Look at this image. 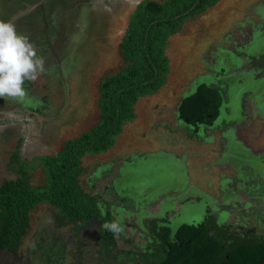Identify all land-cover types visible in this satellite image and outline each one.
Wrapping results in <instances>:
<instances>
[{
    "label": "rangeland",
    "instance_id": "rangeland-1",
    "mask_svg": "<svg viewBox=\"0 0 264 264\" xmlns=\"http://www.w3.org/2000/svg\"><path fill=\"white\" fill-rule=\"evenodd\" d=\"M142 2L145 3V0H108L107 3L97 6L92 30L89 34L83 33L82 43L78 47V50L81 49L74 54V58L68 64L70 65L67 75L68 93L58 72H51L52 77L49 78L47 74L43 75L38 71L35 79L25 82L29 83L30 93L38 96L37 107L43 110L46 104L52 106L53 110L47 108V112L51 111L55 117L47 120L41 131L36 125L34 128L23 125L21 134L23 138L22 136L14 138L9 133L2 135L0 185L5 180H14L18 177L13 171L17 170V167L10 164L12 155L18 149L19 158L27 162L26 169L29 170L34 165L38 166L42 156H53L61 152L67 140L89 132L99 122L100 84L107 76L116 74L125 66L120 54V44L133 17L132 14ZM194 19L185 26L184 33L174 36L171 40L167 52L171 73L167 84L157 94L143 97L138 101L135 107V120L126 124L123 133L109 152L88 155L83 160L84 189L91 194L95 192L109 201H112L114 193L117 192L121 201L119 205L126 206L118 207L117 211L123 218L119 220L115 208L117 206L112 203L110 208L114 211L122 233L116 252L135 249L133 246H137V243H145V238L140 237L141 232L137 227L144 230L143 235L149 230L150 236H153V220L171 219L170 227L173 233L184 224L198 225L206 219L210 220L209 207H213L214 212L218 211L217 200L223 197L221 190L225 192L226 189L231 190L233 182L239 180L235 179L237 176L250 182L246 185L247 190L235 188L237 200L242 204L231 214L223 213L219 221L218 217L216 219L212 216L211 222L220 227L231 222L230 224L237 228L240 226L256 228L260 216L256 217V213L253 212L264 211V199L251 203L249 198L251 192H248L254 186H258L259 181L264 182V161L262 169L259 170L255 159L258 156L264 159V85H259L257 80L262 76L263 64L260 59L263 57L264 60L262 44L264 0H220L205 15ZM242 29H245L248 35L242 36ZM85 30L87 32L90 29ZM251 30L252 42L248 40ZM237 44L242 45L236 48ZM201 85L220 87L224 93V100L221 115L214 122V127L209 131L205 127L202 128L198 139L193 138L192 129L181 122L178 115L175 116V112L180 102L196 93ZM28 100L35 101L33 98ZM42 100L46 104L39 107L41 105L39 101ZM230 108L233 109L232 115L227 111ZM26 128L32 132L30 136H27ZM221 132L223 137L229 139L230 155L228 153L225 156L224 154L222 156V153L220 155L219 151L225 144L221 139ZM212 134H216V142ZM22 142L25 144H20ZM41 142L47 146L40 145ZM234 146L245 151L247 159L243 156L242 161L233 162L231 152L235 151ZM247 149L250 151H246ZM122 162L124 163L120 167ZM233 167L239 169L237 176H235L237 168ZM250 169L257 170L259 176ZM31 173L33 186H46L47 177L43 168L38 166ZM163 196H167L165 200H159ZM188 197L199 199L200 205L194 202H192L194 206L179 205L181 203L179 201ZM243 203L256 206L244 209ZM227 204L234 205V200L231 199L230 203L226 202ZM133 206L143 208L139 213L140 223H137L136 216H127L125 210H131ZM55 214L56 211L47 204L39 205L33 212L31 227L20 253L23 258L16 261V264L110 262L103 258V245L97 240L99 236L97 223L88 229L91 230L90 235L85 230L78 232L77 235V227L74 225L70 226L71 228L59 227ZM160 225L162 224L158 223V226ZM126 238L132 239L136 244L128 245ZM35 243L45 244L37 248L43 252L41 256L45 258L40 257V254L33 257L28 255L29 250L35 249ZM144 245L141 247L145 248ZM84 246L88 247L86 253L83 250ZM51 250L52 259L46 260V254ZM142 250L139 248L135 251ZM125 255L123 256H128ZM128 257L130 260L133 259ZM136 257L139 260L141 253ZM0 264H5L4 258ZM128 264L139 262L129 261Z\"/></svg>",
    "mask_w": 264,
    "mask_h": 264
},
{
    "label": "trees",
    "instance_id": "trees-1",
    "mask_svg": "<svg viewBox=\"0 0 264 264\" xmlns=\"http://www.w3.org/2000/svg\"><path fill=\"white\" fill-rule=\"evenodd\" d=\"M21 1L28 0H18L19 3ZM219 1L145 0V3L143 1L140 4L132 14L133 17L131 16L120 44V54L125 66L116 74L107 76L100 84L99 122L89 132L67 140L61 152L40 158L38 166L45 170L46 186L32 185L31 172L38 166L34 165L29 168L30 171L27 170V162L19 158V149L14 152L10 164L17 167L13 171L18 177L5 180L0 185V263L3 258L5 264H16V261L22 260L20 253L31 227L33 212L42 204H47L56 211L55 220L59 227L76 226L77 235L78 232L88 231L97 223V240L103 245V258L113 264L120 257L123 259L125 254L133 258L131 261H138L139 264L264 263L263 235L253 231L237 234L231 229L232 224L220 227L211 222V219L198 225L184 224L176 233L170 228L169 219L153 220L154 241L148 245L139 260L136 256L140 252L135 251L140 248L138 245L133 246L135 249L116 252L119 237H122L121 230L114 233L105 227L107 224L117 223L115 214L110 209L111 205L101 195L95 192L91 194L82 186L84 158L109 152L126 124L135 120L138 101L157 94L167 84L171 73L167 52L172 38L184 33L190 20L202 17ZM1 4L3 5L2 0L0 7ZM12 15L13 11L9 6L3 5L0 8V20L10 21ZM52 57L50 53L49 59H53ZM223 94L220 87L201 85L196 93L177 106L175 116L178 115L180 121L192 129L193 138L199 136L202 128L209 130L221 115ZM43 111L47 112L44 109L38 110L40 113ZM16 160L21 163L18 164ZM258 183L259 188L253 187L250 191L255 197L264 198V182ZM256 214L264 218V211ZM158 223L162 225L158 226ZM125 241L128 245L134 244L131 239ZM41 246L45 244L35 243V249L29 248L28 255L33 257L40 254V257L45 258L41 256L43 252L37 250ZM51 252L52 250L46 254V260L52 259ZM98 254L100 258L101 252ZM128 256L126 258L129 259Z\"/></svg>",
    "mask_w": 264,
    "mask_h": 264
},
{
    "label": "flooded vegetation",
    "instance_id": "flooded-vegetation-1",
    "mask_svg": "<svg viewBox=\"0 0 264 264\" xmlns=\"http://www.w3.org/2000/svg\"><path fill=\"white\" fill-rule=\"evenodd\" d=\"M2 2H3V5H5V7L9 6L11 8V10L13 11V15L10 19V22L16 27L18 33L26 36L28 38V41L32 42V45H33L34 50L37 54V57L41 58L44 61L45 71L42 74L43 75L47 74V77L51 78L52 77L51 72H58V76L61 79V81L64 82V86L67 89V93H68L69 87L67 84V75H68L69 66H70V65L68 66V64L70 63V61H72V58H74V54H76L81 49L80 48L78 50V47L82 43L83 33L89 34V31L92 30V26L94 25V18H95L94 14L97 13V6L107 3L108 0H28L25 2L21 1L20 3L18 2V0H2ZM40 3H41V5H39L36 9L29 11V10H31L32 7H34ZM3 5L1 4L0 8H3ZM86 28L90 29V30H88L86 32V30H85ZM242 31H243L242 36L248 35L245 32V29H242ZM253 31L255 32V29ZM240 35H241V33H240ZM252 38H253V32L251 30L249 33L248 40L250 39L252 42ZM84 41H85V39H83V42ZM262 44H264V40L262 41ZM241 45L242 44H240V45L237 44L236 48H237V46L240 47ZM50 53L52 54L53 59H49ZM262 58L260 59L261 64H263V65L260 64L262 67L261 68L262 76H260V78L257 79L259 81V85L260 84L264 85V60H262ZM53 68H56V70H54ZM223 74H225V71H223ZM28 85H29V83L24 84V88L27 87V89H25V96L23 98H13V97L0 98V138L2 137V135L4 133L5 134L9 133L14 138H16V137L18 138L19 136L21 137L23 125H30V127H32V128H34L36 125L37 128L39 129V131H41V129H43V125L47 122V120L49 121L51 119H54L55 116H53L51 113V111L53 110L52 106L47 105L46 102L43 100L39 101V103L41 104L39 107H43V105L46 104V106L43 109L47 110V108H49L51 111L49 110L50 111L49 113H47L46 111H43V113H45V114H43L42 112L41 113L38 112L39 108L37 107V103H36V98H38V96L30 93V91L28 90ZM32 98L35 101L29 102L30 100H28V99L32 100ZM227 104H229V103H227ZM232 110H231V108L227 109L228 114L232 115L233 114ZM214 125H215V123H214ZM214 125L212 127H214ZM20 128H22V129H20ZM19 129H20V131H19ZM26 130H27V128H26ZM31 134H32V132L28 131L27 136H30ZM208 135H210V134H208ZM213 136H214V142H216V134ZM22 138H23V136H22ZM197 138L200 139L199 136ZM221 139L224 140L225 144L222 146L223 149H221L219 151L220 155H221V153H222V156H223V154H224V156L228 155V154L230 155L229 150H228L229 139L227 140L225 137H223L222 132H221ZM20 140H21V138H20ZM22 144H25V142H22ZM26 145H27V143H26ZM233 148L235 149V151L231 152V154H232L231 156H233L232 161L233 162L235 160L242 161L243 156L246 157V155L244 153L245 151H241V150L237 149V146H234ZM246 151H250V150L247 149ZM0 153H1V151H0ZM222 156H221V158H222ZM246 159H247V157H246ZM255 159H256V164H257V167L259 168V170L262 169V167H263L262 161H264V159H260L259 156L256 157ZM219 161H220V159L218 160V164L220 165ZM123 163L124 162H122L120 164V167H122ZM234 166H235V164H234ZM218 168L221 169V167H218ZM234 168H237V167H233V169ZM238 168H240V166H238ZM238 168L235 170V171H237V172H235V176H237L239 174ZM250 170L254 171L255 172L254 174L259 176V174H257L258 172H256L257 170H255V169H250ZM194 175H196V174H194ZM192 176H193V174H192ZM201 179L204 180L203 177H201ZM235 179H237V180L239 179V180L236 182H233V184H232L233 186L231 185V190L226 189V192H225V190H221L223 197H221L220 200H217L219 202L218 211L214 212L213 207H209L210 210H209L208 219L209 218L211 219L212 216H215L216 219L218 217V221H219V218H221L223 213H227V214L230 213L231 214V212H233L234 209H238L237 206H240V204H242L241 202H238V200H237L238 198H237V193L235 195V192H236L235 188L236 189L246 188V185L249 184L250 182H247V181H245V179H242L241 177H238V176H237V178L235 177ZM257 180H259V179L257 178ZM226 182H228V179ZM221 184H222V181H221ZM258 184L259 183H257V185ZM258 186H254V187H256V189H258L259 188ZM247 189L248 188H246V190ZM248 192H251V191L248 190ZM117 194H118L117 192L114 193L112 201H109V200H106V201L110 205H112V203H113L117 206V207H115L116 212H117L116 214L119 217L120 214H118V211H117L118 207H126V206H125V204L119 205V202H121V201H120V197ZM224 194H225V196H224ZM249 195H250L249 198L251 199L250 200L251 203H255V202L257 203L258 200L264 199V198L255 197L252 193H249ZM166 197L167 196H163L162 198H159V200L164 201ZM231 199L234 200V205H232V204L226 205V202L230 203ZM198 200L199 199H196V198L194 199V198L188 197L187 199H182L181 201H179V202H181L179 205H183L186 207V205L192 204L194 206V204L192 202L200 205V202ZM148 206H147V211L149 210ZM242 206L244 209L246 207H250V206H252V208L255 207V205H250L249 203H243ZM128 208H129V206H128ZM252 208H251V211H252ZM142 209L143 208H140V207L137 208V207L133 206V209L125 210V211H127L128 215L127 214L126 215L128 217H131L133 215L136 216L137 217L136 218L137 223H140V217H139L140 214L139 213H141L140 211ZM144 209L146 210V208H144ZM187 209H188V207H187ZM257 212H258L257 210H254L253 214L257 213ZM257 216L258 215L256 214V217ZM119 218L123 219L122 217H119ZM168 221H169V226H171L172 220L169 219ZM206 221H207V219L204 222H206ZM145 222H147V221L145 220ZM230 223L231 222H227L225 225H231ZM262 223H264V218L260 217L257 220V227L256 228H251L250 226H240L239 228H237V227H235V225H232L231 229L233 231H235L237 234L238 233L239 234H242V233L246 234L250 231H253L254 233H256L258 235L264 236V227L261 228ZM124 224H125V226L127 225L126 218L124 220ZM137 230L139 232H141L140 237L145 238V243H143V244H145L144 247L146 246L145 248L141 247V245H143V244L137 243V245L141 249H143L142 251H140V253L143 254L144 251L147 249L148 245L154 241V236H150L151 232L149 230H148V233L146 235H143L144 230L141 227H137ZM87 232H88L87 234H89V233L91 234V230H88ZM120 235H122V233H120ZM127 239H130V238H126V240ZM82 242H83V240H82ZM86 248H88V247L84 246L83 250L85 251ZM85 253H86V251H85ZM84 256H86V254ZM129 261H131V260L126 258V257H124L123 259L120 257V259L118 261H116V263L117 264H128ZM133 263H135V262H133ZM109 264H110V262H109Z\"/></svg>",
    "mask_w": 264,
    "mask_h": 264
},
{
    "label": "clouds",
    "instance_id": "clouds-1",
    "mask_svg": "<svg viewBox=\"0 0 264 264\" xmlns=\"http://www.w3.org/2000/svg\"><path fill=\"white\" fill-rule=\"evenodd\" d=\"M38 71H45L44 61L37 57L28 38L10 21L0 20V98H23L25 81L35 79ZM105 227L114 233L120 231L115 222Z\"/></svg>",
    "mask_w": 264,
    "mask_h": 264
},
{
    "label": "water",
    "instance_id": "water-1",
    "mask_svg": "<svg viewBox=\"0 0 264 264\" xmlns=\"http://www.w3.org/2000/svg\"><path fill=\"white\" fill-rule=\"evenodd\" d=\"M39 5H41V3L40 4H37L36 6H34V7H32L31 8V10H29V11H32V10H34V9H36ZM119 214V213H118ZM121 215H119V217H120ZM118 217V215H117V219L119 220V219H121V218H119Z\"/></svg>",
    "mask_w": 264,
    "mask_h": 264
},
{
    "label": "crops",
    "instance_id": "crops-1",
    "mask_svg": "<svg viewBox=\"0 0 264 264\" xmlns=\"http://www.w3.org/2000/svg\"><path fill=\"white\" fill-rule=\"evenodd\" d=\"M40 145H44V146H47V145H45L44 143H39ZM35 146V145H34ZM36 150V149H35ZM93 186H94V184H93ZM134 244H135V242H134Z\"/></svg>",
    "mask_w": 264,
    "mask_h": 264
},
{
    "label": "bare ground",
    "instance_id": "bare-ground-1",
    "mask_svg": "<svg viewBox=\"0 0 264 264\" xmlns=\"http://www.w3.org/2000/svg\"><path fill=\"white\" fill-rule=\"evenodd\" d=\"M86 2V1H85ZM79 3V2H78ZM92 7V6H91ZM94 7V6H93Z\"/></svg>",
    "mask_w": 264,
    "mask_h": 264
}]
</instances>
